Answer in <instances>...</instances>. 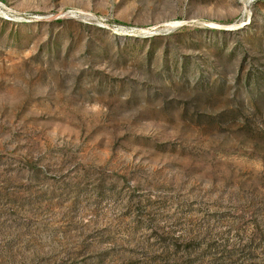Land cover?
Segmentation results:
<instances>
[{"label": "rangeland", "instance_id": "1", "mask_svg": "<svg viewBox=\"0 0 264 264\" xmlns=\"http://www.w3.org/2000/svg\"><path fill=\"white\" fill-rule=\"evenodd\" d=\"M0 264H264V0H0Z\"/></svg>", "mask_w": 264, "mask_h": 264}]
</instances>
